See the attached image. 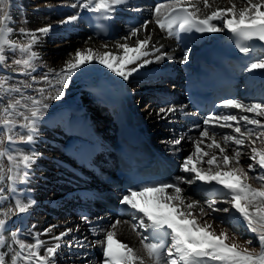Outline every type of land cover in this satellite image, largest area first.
<instances>
[{"label": "snow or ice", "instance_id": "1", "mask_svg": "<svg viewBox=\"0 0 264 264\" xmlns=\"http://www.w3.org/2000/svg\"><path fill=\"white\" fill-rule=\"evenodd\" d=\"M129 0H81L80 7L90 12L100 14L104 20H111L112 14L119 6L126 5ZM230 6L217 7L210 14L201 16V8L192 0H170L167 4H157L153 9L155 24L161 31H166L169 36L179 33H216L227 29L238 38L236 47L241 53L248 54L252 47L247 43L259 41L264 43V0H242L238 7L236 3L229 0ZM205 9L211 7L209 0H203ZM76 7L75 4L72 5ZM13 0H0V63L7 60L6 48L12 52L17 49L21 53L20 58L13 60V64L19 66L20 75L31 77V82L21 84L10 83V77L0 76V185L7 182V191L14 199V205L6 208L0 218V246L5 244L3 233L6 231L8 220L19 214L28 213L36 203L29 199L25 202L18 191L17 185L30 182V169L36 156L34 153L26 152L24 149L14 147L16 144L31 145L38 136V125L43 118L44 112L49 108L48 100H58L64 96V89L69 85L72 77L82 66L97 62L117 76L128 80L139 68L152 63L147 57L150 55L149 46L151 35L144 38L139 37L141 30L147 31L148 24L152 21H144L139 27H131L129 35L124 38L135 37V45L127 42L117 43L118 52H99L91 47L77 49L69 54L70 58L65 61L64 67L59 70L50 69L44 73L39 80L31 73L36 71L34 61L40 59L39 54L33 50L34 45L39 42V34L46 35L52 28L51 25L35 30L20 28L19 34L28 37L27 43H17L9 36L16 31L10 27L12 21L11 8ZM77 16H69L62 23H70L77 20ZM221 21V25L213 21ZM243 42V43H242ZM107 49V45H104ZM152 48L159 52V48ZM163 57L158 55L156 60ZM188 53L185 52L181 63H186ZM135 65L134 67H130ZM264 70V58H258L247 66L248 71ZM51 74V75H50ZM46 84L48 87L33 88L34 84ZM23 89H33L38 96L24 95ZM54 92V94H53ZM14 94H19V98ZM222 107L226 109H239L249 115H213L208 116L199 133V139L195 141L194 152L189 155L181 165V171L191 173V178L177 177V181L194 184L200 181L206 185L222 186L225 199H209L206 201L207 209L211 212L229 213V217L219 218L222 223H229V219L242 218L247 228L258 239L259 250L252 245V240H246L240 244L234 234L230 235L227 228L219 232L213 227V223L202 220L201 217L211 213L201 205L199 200L186 201L179 183L160 182L146 184L136 190H130L120 200L122 205L135 214L132 228H142L150 235H143L140 241L146 252L147 258L152 264H264V102L244 104L240 100L225 99ZM174 106L162 107L158 115L175 113ZM183 111V109H180ZM163 118V117H162ZM243 122V127H242ZM229 128L233 134H222V142L217 141L215 131L210 128ZM183 137L175 139L174 144L179 145ZM5 141L9 145L4 147ZM205 141H209L205 143ZM203 146V147H202ZM232 148V155L228 154V147ZM250 147L249 159L252 163L247 165V170L241 164L242 149ZM207 149V150H205ZM218 150L219 155L216 154ZM207 157V159H205ZM6 159L8 166L4 167ZM207 164V168L203 167ZM259 169V171L257 170ZM249 172L256 173L249 176ZM255 179L260 187H254L249 181ZM171 189V191H169ZM5 187L0 186V203L8 200L4 195ZM153 194V195H149ZM218 203L228 204L230 207H217ZM167 209V210H165ZM199 209V215L195 210ZM234 209L239 217L232 216ZM82 219L91 224L87 216ZM98 220L103 219L98 217ZM121 223L116 220L104 231L102 240L97 243L102 247L103 264H146L144 256L130 247L128 244L117 239L116 228ZM127 223V221H124ZM55 226L45 229L44 234L52 232ZM95 231L96 228L90 229ZM76 229L67 228L52 237L56 243L46 246L45 241L39 238L40 234H32L34 243L25 242L20 239V231L11 232L12 244L18 246L13 248L8 245L12 253L10 264H59L60 243L65 237L70 236ZM170 238V243L167 242ZM72 237L67 242V247L84 248L85 240ZM91 246V245H89ZM44 248L43 254L41 249ZM8 253L0 252V264H9L6 260ZM86 256L87 253L85 252Z\"/></svg>", "mask_w": 264, "mask_h": 264}, {"label": "bare ground", "instance_id": "2", "mask_svg": "<svg viewBox=\"0 0 264 264\" xmlns=\"http://www.w3.org/2000/svg\"><path fill=\"white\" fill-rule=\"evenodd\" d=\"M192 2L201 8V16L210 14L217 7L225 8L230 6L229 0H209L211 7L208 9L204 8L203 0H192ZM232 2L236 3L238 7L243 6L242 0H232ZM80 3L81 0H43L42 2H39V0H13V7L11 8L13 22L10 24V27L17 30L9 36L11 40L17 43L28 42V37L19 34L18 30L22 26H27L28 29L26 30H35L48 25H51L52 28L46 35L37 34L39 42L34 45L33 50L39 54L40 59L34 61L36 71L31 73L32 76H35L39 80L50 69H61L64 67L65 61L70 58L69 54L74 53L77 49L91 47L99 52H118V49L115 47L117 43L127 42L129 45L134 46L135 37L129 38L127 41L124 38L129 35L131 27H139L141 25V22L137 26H133L128 22L129 18L137 16H141L144 21H152L148 24L147 31L141 30L138 34L140 38H144L149 34L152 37L149 46L150 55L147 57L152 63L139 68L128 80L117 76L97 62L84 65L76 72L69 85L64 89L65 94L63 97L58 100L46 101L49 104V108L44 112L43 118L38 125L39 134L35 142L31 145L16 144L14 146L24 149L26 152L34 153L36 156L30 169V182L17 185L18 191L22 193L21 198L25 202L31 199L36 203L30 208L28 213L14 215L8 220L6 231L3 233L5 244L0 246V252L8 253L6 260L9 261V264L12 253L9 251L8 245L19 250L18 246L12 244V231H16L17 229L24 231L26 235L24 237L20 236V239L28 243L35 242L32 235H28L29 230H31L32 234L39 233V238L45 241L46 246H50L56 243L52 239L53 236L59 235L61 231L67 228L76 229L77 226H79L78 232L73 231L70 236L60 241L63 247L60 250L58 258L59 264H103L102 247L97 241L103 239L104 231L116 220L113 219L109 223L108 220L111 217L103 209V206L96 203L94 214L88 216L91 224L86 223L82 219L84 215L80 214V211L86 208V200L81 197L80 193L85 187H88L91 191L99 192L112 198H119L120 196L114 190L100 184L98 179L89 180L88 174H81L80 167L74 162V154L66 152L68 145L74 146L76 151H81V141L88 139L89 130L91 129V133L93 134L97 133L95 120L109 118L116 106H118L117 100L106 101L100 96V82L103 79L110 81L126 100L134 103L135 120L139 129L142 133L151 137L165 157L174 164L178 176L189 179L194 175L182 172L181 165L194 152L195 141L199 139V133L203 129V124L199 121L193 122L194 116L191 112L180 111V109L185 108L181 99L174 104H170L166 99V94L171 93L170 87L176 88L186 79L187 74H185L184 69L189 63L193 62V57L221 37L226 36L229 31L225 29L222 32H216L211 36L205 37L198 45L193 44L187 50H182L176 39L173 36H169L166 31H161L154 22L153 9L155 5L167 4L169 2L158 3L156 0H129L128 4L119 6L112 14L115 32L110 39L103 41L96 38L95 34L86 26L82 16L88 10L81 8L79 6ZM73 4L76 7H73ZM73 15L78 17L77 20L70 23H62V21H66L69 16ZM213 23H216L218 26L222 24L219 20L213 21ZM104 45L108 46L107 49H105ZM152 45L155 48H159V52H156L152 48ZM263 48L261 46L258 49V53L262 54L261 58H264ZM185 52L188 53V60L186 63H181L180 61L183 59ZM158 55L163 58L157 61L156 56ZM0 68H2L3 72L8 73L7 76L11 78L9 82L16 84L14 80L19 77L17 71L6 63L0 64ZM246 75H250V77L245 80L243 91L248 90L253 96L248 98L243 97L239 100L244 104L264 102L261 97L262 92H264V70L248 71ZM19 80V84L25 81L31 82V77L21 76ZM38 87L48 86L42 83L33 85V88ZM22 92L26 96L31 95L36 96L37 99L40 98L33 89L22 88ZM14 95L19 98V94ZM136 98L138 99L137 104L134 102ZM147 98L150 99L148 101H151L150 105L142 111L143 102ZM93 103H95L94 108L99 111L97 117L86 113ZM170 106H174L177 111L167 115L157 114L160 108ZM233 115L254 116L252 113H243L239 109H234ZM259 119L264 121V117H260ZM86 124L87 127L84 129ZM216 128L219 129L216 139L223 145L222 134H233V131L229 128ZM105 130V132L100 134L103 141L107 142V147H111L114 141L115 127L108 125ZM227 130L228 133H226ZM164 135L168 138H164ZM181 137L183 139L179 145L173 143L175 139ZM208 142L205 141V143ZM6 144L7 142H5ZM233 147L235 146L228 147L229 155H232ZM215 151L219 155L218 150ZM242 152L241 164L247 170V165L252 163L248 158L250 147L243 148ZM203 167L206 169L208 166L204 164ZM257 170L259 171V169ZM255 175L256 173L249 172L250 177ZM249 182L254 187H260V183L255 179ZM0 186L5 187L4 195L9 197L8 200L0 203V218H4L2 215L3 211L14 205V199L7 191L6 181ZM204 186L206 184L200 181H196L194 184L182 183L181 185L184 189L183 195L186 201L199 200L201 205L205 206L206 210L211 213L208 216L201 217V219L212 222L217 232L222 228H227L229 234H234L242 245L246 240L251 239L252 245L249 247H255L259 250L256 234L252 233L247 227H244L245 223L242 222V219H229V223H222L221 219H217V217H229V213L211 212V210L207 209L206 201L213 198H207L203 194L202 188ZM69 195L72 197L64 209L65 200ZM214 199L223 201L225 198L216 197ZM55 205L61 208L62 213L64 212L59 215V218L57 217L50 221L48 215L37 220H33L30 217V213H32V216L36 214L37 218L39 212H44L50 206ZM217 207L230 206L218 203ZM231 213L232 216L238 217V213H235L234 209L231 210ZM195 214L199 215V209L195 210ZM98 217H102L103 219L98 220ZM25 219H29L27 227L20 230V226ZM120 221L121 223L116 228L117 239L135 249L139 255H146L140 243L142 236L147 235L146 232L142 228L133 230L132 224L135 222L133 217L130 219L123 217ZM124 221H127V223H124ZM52 226H55L52 232L45 235V229ZM93 227L96 228L95 231L90 230ZM235 228H238V233L235 232ZM72 237L78 239L87 237L85 247H72L69 249L66 245ZM40 251L43 254L44 248ZM85 252L87 253L86 256L84 255ZM146 264H152V261L148 259Z\"/></svg>", "mask_w": 264, "mask_h": 264}, {"label": "rangeland", "instance_id": "3", "mask_svg": "<svg viewBox=\"0 0 264 264\" xmlns=\"http://www.w3.org/2000/svg\"><path fill=\"white\" fill-rule=\"evenodd\" d=\"M43 0H39V2H42ZM21 28H24V29H28V27L27 26H22ZM17 30V29H16ZM9 39H10V37H9ZM14 41V40H13ZM5 55H6V57H7V60H6V62H4V63H6V64H9V66L12 68V69H14V70H16L17 71V75L19 76L16 80H14V82L16 83V84H19L20 83V80H19V78L21 77V76H23V75H20L19 74V72H18V68H19V66H16V65H14L13 64V60L14 59H16V58H20L21 57V53L19 52V50L17 49L15 52H12V51H10V50H7V48H6V52H5ZM4 63H0V64H4ZM35 63V62H34ZM3 73V74H2ZM7 76L8 75V73H5V72H3V71H0V76ZM133 88V87H132ZM53 94H54V92H53ZM148 100H150V99H148L147 98V100H144V102H143V105H142V111H144L146 108H147V106L148 105H150V102L151 101H148ZM146 101V102H145ZM136 102H138V101H136ZM139 105H141V104H139ZM93 106V104L92 105H90V107H89V110H88V112H86V113H88V114H90L91 116H94V117H96L95 116V113H97V112H94V107H92ZM93 112H94V115H92L93 114ZM107 122H108V119H96L95 120V124L97 125V123H98V126H99V128H102L103 130H104V128H106V124H107ZM104 123H106L105 124V126H104ZM226 133H228V132H226ZM164 138H168L166 135H164ZM6 142V141H5ZM18 144H20V143H18ZM4 147L6 148L7 146H5V144H4ZM4 167L5 168H7V166H8V163H7V161H6V159L4 160ZM53 169V168H52ZM51 169V170H52ZM69 196H70V198H69ZM68 196V198H66V200H65V203H64V209L66 208V204H69V201H70V199H71V195H69ZM62 213V210H61V208H58L56 205L55 206H50L48 209H46L44 212H39L38 213V216H37V218H36V216L33 218V220L34 219H41V218H44V216L45 215H48V219L51 221V219H56L57 217L59 218V215ZM64 213V212H63ZM62 213V214H63ZM36 215V214H35ZM131 216H128L127 217V219H129ZM48 222V221H47ZM235 232H237V230L235 229ZM125 243V242H124ZM142 256H144L145 257V260L146 261H148V258H147V256L145 255V254H142Z\"/></svg>", "mask_w": 264, "mask_h": 264}]
</instances>
